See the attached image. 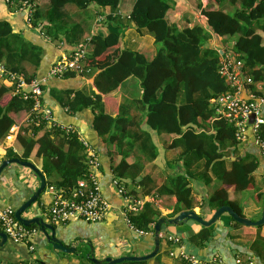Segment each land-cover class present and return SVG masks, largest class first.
Wrapping results in <instances>:
<instances>
[{
    "label": "trees",
    "instance_id": "trees-1",
    "mask_svg": "<svg viewBox=\"0 0 264 264\" xmlns=\"http://www.w3.org/2000/svg\"><path fill=\"white\" fill-rule=\"evenodd\" d=\"M38 1L9 0L8 5L12 10L30 8L32 26L43 27L47 35L57 37V18L61 17L67 5H73L82 12L91 5L102 9L117 7L122 0H49L50 10L47 14L35 7ZM220 1L223 3L220 9L206 10L203 13L209 28L194 26L183 29L166 18L171 8L169 0H136L130 12V22L140 34L145 31L151 35L154 43L158 45L157 53L151 60L144 53L127 48L121 50L120 36L124 31L120 36H93L91 44L94 51L91 55L88 54V61L86 60V67L90 70L86 76H94L97 69H104L96 77V86L103 94L116 90L130 77L139 80L143 93L137 100V111L142 116H138L137 124L134 125L135 120L123 115L110 116L106 112L102 95L93 90L90 93L83 89L64 94L72 113L87 108L93 111L95 131L110 146L115 145L117 151L123 155L122 161L113 170L114 180L122 182L125 187L132 186L129 187L130 190L126 188L128 195L135 199H139L138 194L141 198L154 193L158 196H174L177 198V211L193 210L192 181L201 177L209 186L214 182V175L221 186L209 198L210 208L218 210L231 207L244 217L233 198L235 192L251 188L259 190L256 185V173L261 164L252 154L241 156L238 153V145L242 141L237 138L236 128L227 119L217 116L216 103L221 96L231 91V86L220 74L221 57L217 50L210 47V43L214 36H238L232 52L237 55L238 60L244 62L254 82L263 83L264 0ZM45 22L54 26L45 25ZM81 27L84 31V25ZM78 29L79 24L75 31ZM26 44L24 36L13 34L9 23L0 22V59L5 61L7 69L24 75L27 81L31 82L36 77L27 76L24 69L16 65L24 61ZM114 46L119 48L120 55L112 64L105 68L93 65L94 60L105 55ZM74 75V72H70L65 76ZM14 89L0 84V142L15 125L11 115L28 112V126L18 136L23 154L16 157L25 162H29L33 155L43 159L44 173L48 177L55 174L59 176L58 181H48L47 187H54L63 196L70 198L79 181L91 173L82 141L77 133H67L47 124L46 121H41L40 115L33 111V100H26L22 94H13L10 102L3 105L4 97ZM216 117L218 120H214ZM144 121L159 135L172 136L171 147L182 151L178 161L182 162L186 173L170 176L159 188H156L151 177L142 176V161H127L128 154L133 151L138 152L147 162H152L159 156L150 132L139 130ZM43 131L44 134L40 136ZM258 135L264 141V126ZM232 157H235V160H232ZM230 188H234L235 192L232 193ZM263 196L264 194H259V197ZM160 216L153 202L147 201L138 214L130 213L128 217L136 231L154 233ZM214 236L211 227L204 228L192 241L204 247ZM252 250L264 262V238L258 237L252 245ZM178 261L190 264L183 256L179 257ZM148 263L149 261H125L121 264ZM214 264H219V260Z\"/></svg>",
    "mask_w": 264,
    "mask_h": 264
},
{
    "label": "crops",
    "instance_id": "crops-1",
    "mask_svg": "<svg viewBox=\"0 0 264 264\" xmlns=\"http://www.w3.org/2000/svg\"><path fill=\"white\" fill-rule=\"evenodd\" d=\"M135 1L122 0L117 7L107 9L91 5L86 11L82 12L73 5H67L61 17L57 18L58 27L55 29L57 37H51L47 35V31L43 27L34 28L28 22L30 8L12 10L8 5L9 0H0V22L9 23L12 26L13 34H21L27 43L24 50V61L16 65H20L27 76H35V79H45L43 82L44 105L52 109L54 117L59 123L75 128L80 140L88 141L98 153L102 163L98 178L104 198L110 205L105 219L101 222L90 223L78 220L67 224L56 223L51 220L49 210L58 191L54 187L46 186V190L41 194L37 203L24 213V217L28 219L43 218L46 223L55 228L56 237L64 246L76 249V251L55 250L39 228L33 226L31 228L33 233L29 240L31 241L29 245L32 244V248L30 249V246L26 243H16L8 238L4 246L0 248V264H19L35 260L41 264H96L92 262L91 257L97 260L117 259L127 256H147L154 251L155 231L154 233H140L130 227L124 214L125 202L113 184L115 178L113 170L120 164L123 155L117 151L115 145L110 146L95 131L93 127L95 115L90 108L72 113L69 110L70 107L66 104L68 99L64 92L74 93L83 89L87 90L88 93L91 90L95 91L89 81L93 76L88 77L75 73L74 76L47 78L51 67L62 57L71 55L80 45H87L89 55H91L94 51L91 40L96 35L108 37L111 34H116L120 36L124 31V34L120 37L125 48L144 53L148 59H153L157 50L154 45L151 46L150 40L143 38V36L149 34L145 31L140 34L130 22V12ZM169 4L171 8L167 12L166 18L171 23L184 29L194 26L209 28L207 19L203 15L204 11L218 10L223 3L220 0H169ZM35 7H39L42 13L47 14L50 10L49 0H39L36 2ZM78 24L79 29L75 31ZM45 25H49V23L45 22ZM81 25H84V31ZM49 26H54V24ZM125 27H127L126 30ZM237 39L238 36L231 38L214 36L210 47L218 52L222 50L226 52L233 51ZM147 47L148 49L145 50ZM119 55V48L114 46L105 55L94 60L93 65L97 68H105L112 64ZM2 62L5 65V61L2 60ZM0 84H4L8 88L12 87L6 80H1ZM252 89L264 93V82L262 84L256 83L252 86ZM250 92L252 93V91L246 89L243 94L248 93L250 95ZM95 93L102 95L106 112L110 116L123 115L133 119V121L135 120L134 125L138 123V116H142V114L137 111V100L142 97L143 93L139 80L130 77L111 93L103 94L100 91L99 93L95 91ZM13 96V92L7 94L2 104L7 105ZM261 109L264 117V105ZM11 116L17 129L13 135L0 142V166L4 161L17 158L16 156H22L23 154L18 136L28 126L29 113L22 111ZM139 130L150 132L159 152L157 159L152 162L144 160L136 151L128 154V162L142 161L141 164L144 165L142 176L151 177L156 188H159L166 183L170 176L186 173L182 162L178 161L182 151L171 147L173 143L172 136L159 135L151 130L145 121L141 123ZM43 134L44 131L40 133V136ZM238 150L241 156L252 154L259 159L261 166L256 173V185L259 190H256V188L243 192H235L234 188L229 190L232 193L235 192L233 200L242 210L244 217L257 221L262 215L264 206V196L259 197V194H264V150L255 143L252 133L249 134L246 141L239 143ZM232 160H235V157H232ZM30 162L44 173L43 159L33 155ZM44 175L47 182L59 180V176L56 174L51 177H48L45 173ZM213 179L214 182L209 186L201 177L192 181L194 189L193 211L206 220H210L217 211V209H212L208 205L209 198L216 190L215 185L219 183L214 175ZM40 186L41 181L33 170L18 164L9 166L0 177V209L12 208L17 211L35 194ZM129 187L132 186H126L128 190H130ZM137 189L139 190V187ZM154 195L141 198L142 196L138 194L140 200L153 202L161 214L160 218L164 216L166 219H173L182 211H185H177L176 197L158 196L155 193ZM204 228L194 220H188L179 225L165 224L161 231L160 254L158 253L159 256L149 260L148 264H183L178 261L182 253L193 254L203 262L219 260L220 264H238L239 260H248L253 261L255 264H264L258 254L252 250L254 241L258 237L264 238V226L260 228L238 225L226 213L211 227L215 233L214 238L204 247H200L192 239L200 234ZM2 232L0 230V233ZM48 232L51 234L50 230ZM175 240H178V242H175Z\"/></svg>",
    "mask_w": 264,
    "mask_h": 264
},
{
    "label": "built area",
    "instance_id": "built-area-1",
    "mask_svg": "<svg viewBox=\"0 0 264 264\" xmlns=\"http://www.w3.org/2000/svg\"><path fill=\"white\" fill-rule=\"evenodd\" d=\"M28 22L31 24V15H28ZM87 45H80L69 56L59 59L50 69L47 78H62L67 73L74 72L81 75H87L90 70L86 67L88 58ZM221 68L220 74L226 79L231 86V91L221 96L217 103V116L227 119L229 123L234 125L237 131V138L240 141H246L249 134H253L255 143L264 150V141L258 135L261 127L264 126V117L262 115V105H264V93L253 91L252 86L256 85L248 70L244 66V62L238 60L237 55L232 51H220ZM6 80L10 86L14 87L13 94H22L26 100H33V111L40 115L41 121L65 131L67 133H76L75 128L59 123L52 109L43 104L45 79H35L28 82L27 79L20 74L9 72L2 60L0 59V81ZM262 84V83H261ZM11 87V88H12ZM250 92V100H245L244 90ZM214 120H218L217 117ZM17 126L12 127L10 135H13ZM86 150L88 163L91 173L88 177L82 179L78 183V187L70 198H66L62 193H56L55 201L49 210L50 218L53 222L67 224L72 221H85L90 223L101 222L105 219L106 213L110 205L105 200L98 173L102 169L100 156L96 153L93 146L86 140L81 139ZM118 194L125 202L124 214L128 220V224L132 229L129 220V214H138L145 204L144 200L135 199L128 195V191L123 183L118 180L113 181ZM16 211L12 208L0 209V230L7 234L8 238L16 243L30 244L32 229L23 226L16 219ZM135 230V229H134ZM143 233V232H140ZM178 242V240H175ZM30 249L32 244L29 245ZM184 260L190 264H214L216 262H203L193 254L182 253ZM19 264H41L39 261H27ZM220 264V263H219ZM238 264H255L253 261L239 260Z\"/></svg>",
    "mask_w": 264,
    "mask_h": 264
},
{
    "label": "water",
    "instance_id": "water-1",
    "mask_svg": "<svg viewBox=\"0 0 264 264\" xmlns=\"http://www.w3.org/2000/svg\"><path fill=\"white\" fill-rule=\"evenodd\" d=\"M121 50L122 51L125 50L124 43H122V45H121ZM103 70L99 69L97 71V73L89 80L97 93H99V91L95 85L96 77L101 72H103ZM245 100H250L248 93H245ZM13 164H18L20 166H23V167H26V168L33 170L37 174V176L39 177V179L41 181L40 188L35 192V194L26 203H24L22 206H20L18 208V210L16 211L15 216H16V219L18 220V222L25 227L37 226L39 228V230L46 236L48 242L53 245L55 250H60V251H64V252H75L76 249L67 248L64 246V244L56 237L55 228L52 225L46 223L43 218L35 217V218L28 219V218L24 217V213L26 211H28L32 207V205L37 203L41 194H43V192L46 190L47 181H46L44 173L40 169H38L32 162H30V161L25 162L20 158H12L10 160L4 161L0 166V177H1L2 173L4 172V170ZM226 213H228L237 223H239L241 225H245L248 227H263L264 226V206H263V210H262V215H261L260 219L257 221H253V220H250L248 218L240 216L231 207H222V208L218 209L213 214V216L210 220H206V219L202 218L199 214H197L193 210H185V211H182L178 216L174 217L173 219H166L164 216L159 218V220L155 224V238H154L155 249L151 254H149L147 256H127V257H122V258H117V259L106 258L105 260H97V259L92 258V257L90 259L92 260V262H94L96 264H104V263L118 264V263H122L125 261H137V262L149 261V260L155 258L160 251V248H161V231H162V228L165 224L168 223L171 225H179L182 222H185L188 220H194V221L198 222L199 224H201L203 227L210 228L220 220L222 215H224ZM49 230L51 231V234L48 232ZM0 238H1V242H0V248H1L7 242L8 236L6 233L2 232V233H0Z\"/></svg>",
    "mask_w": 264,
    "mask_h": 264
},
{
    "label": "rangeland",
    "instance_id": "rangeland-1",
    "mask_svg": "<svg viewBox=\"0 0 264 264\" xmlns=\"http://www.w3.org/2000/svg\"><path fill=\"white\" fill-rule=\"evenodd\" d=\"M143 38L144 39H148V40H150L151 41V46H155V49L157 50L158 49V45H156L155 43H154V41H153V39L151 38V36L150 35H145V36H143ZM148 49V47L147 48H145V50H147ZM216 189L217 188H219L220 186H221V184H219V183H217L216 185Z\"/></svg>",
    "mask_w": 264,
    "mask_h": 264
}]
</instances>
